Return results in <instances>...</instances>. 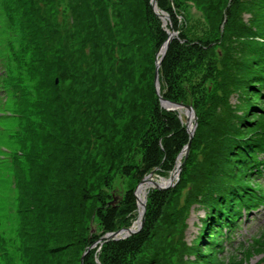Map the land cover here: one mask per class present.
Here are the masks:
<instances>
[{
    "label": "rangeland",
    "instance_id": "374dc122",
    "mask_svg": "<svg viewBox=\"0 0 264 264\" xmlns=\"http://www.w3.org/2000/svg\"><path fill=\"white\" fill-rule=\"evenodd\" d=\"M156 1L161 11V8H168L169 19L156 17L150 8L152 13L147 11L146 0L39 2L46 9L47 22L52 25L53 38L50 42L55 46L57 34L60 33L61 45L65 48L61 55L66 56L64 62L61 61L63 75L50 77L51 83L54 79L59 83L57 87L53 84L51 94L58 96L59 102L62 98L65 112L64 138L52 170L51 195L60 186H67L66 180L76 178L85 186L86 207L81 225L76 219L79 206L69 212V199L65 203V210L68 211L60 213L55 219L47 216L42 219L47 227L49 222L55 225L56 240L48 246L53 250L48 255L53 264H81L83 254L90 245L87 239L94 236L92 226L100 232L101 222L110 223L111 218H115L117 227L126 224L130 228L128 226L136 222L139 207L134 191L138 182L157 166V162L152 161L154 156L144 159V152H151L152 148V143L146 139L149 132L156 133L167 152L161 172L154 174L153 181L162 182L160 177L170 180L175 166L183 161L184 165L173 180V186L158 191L151 185L143 193L149 195L145 228L140 234L123 240H129L138 248H131L128 258H122L119 264H141L148 256L154 255L157 259L154 264H193V260H196V253L190 248L203 233L202 219L208 210L191 203L193 175L206 152L205 143L210 139L213 122L223 115L226 104L234 106L238 102L237 90L230 79L224 81L225 74L241 72V67L236 65L240 66L238 56L242 53L239 50L245 43L242 35L245 27L253 25L255 29L257 8L251 0ZM139 4H143L142 9ZM173 4L175 11L171 12L169 8ZM74 7L77 8L76 15ZM106 12L110 21L108 27L104 26ZM4 20V17L0 19V29L6 27ZM172 28L177 32L178 40L174 41L176 47L179 41L183 44L188 39L205 50L186 64L167 63L161 74L164 92L184 98L196 112L197 127L187 158L182 154L189 142L184 113H165V109L158 106L154 110L159 111V116L149 114L146 120L138 122L134 116L135 110L130 105L137 101L146 110L149 108L154 91L155 53L167 37V31ZM49 48L53 47L49 45ZM231 48L233 53L228 61L225 55L227 49ZM1 54H5L4 48ZM54 55L53 49L51 56ZM2 65L5 68L4 63ZM33 65V71L38 72L37 63ZM16 72V75L12 72L8 74L11 78L7 83L13 88L12 95L9 100L1 101L11 106L14 115L19 114L13 120H8L7 124L21 136L11 138L6 133L0 135V145L7 146L13 152L30 149L33 143L30 123L39 128L46 125L39 107H34L38 106L39 93L45 92L39 87L42 78L31 72L27 75ZM255 97L261 99L260 104L253 100V103L260 105L261 112L252 111L250 120L256 123L257 119L264 123V96ZM29 112L34 115H26ZM35 131L39 129L35 128ZM169 134L172 136L168 137ZM242 134L247 133L242 131ZM15 165V158L10 157L0 167V253L2 239L9 251L0 258V264H28V259L23 257L24 251L21 247L18 249L13 240L17 241L15 228L22 220L17 212L18 199L20 196L22 207V187L29 182L30 170L28 164L22 165L25 174L20 172V175L14 176ZM244 183L249 189L247 194L257 196L260 206L251 215L246 214L248 216L241 218L237 229L225 231L223 235L222 231L218 234L212 230V241L204 238L196 248L197 264H264V176L255 181L253 175H247ZM116 192L122 195V200L114 207L106 205L113 201ZM64 193L62 196L67 191ZM245 197L240 198L243 200ZM111 207L114 210L108 209ZM40 212H43L42 206ZM33 219H36V214H33ZM26 244L22 237L23 248ZM107 245L113 243L108 242ZM99 248H93L84 257L83 264L96 263L97 258L101 261L100 256H107L111 252L106 251V244Z\"/></svg>",
    "mask_w": 264,
    "mask_h": 264
},
{
    "label": "trees",
    "instance_id": "16d2710c",
    "mask_svg": "<svg viewBox=\"0 0 264 264\" xmlns=\"http://www.w3.org/2000/svg\"><path fill=\"white\" fill-rule=\"evenodd\" d=\"M171 1L173 3V0ZM251 1L257 8L256 14L258 19L255 22L256 26L255 29H253V25L244 28L242 38L245 37V43L239 50L242 54L238 56L239 59H241L239 63L240 66L236 65V63H232L237 67H241V72L238 71L239 74H225L224 80L225 82L229 79V81H232L233 87L237 90L236 95L238 102L234 106L230 105V103L226 104L223 115L217 118L216 122H213L212 131L209 133L210 139L205 143L207 145L206 152L199 165L195 167V173L193 175L194 189H192L191 192L193 193L190 195L191 203L202 206V208L208 210V214L202 219L203 233L199 235V238L194 241V245L190 248L193 253L197 254H195V256L193 255L196 259L193 260L195 261L193 264L198 263V252L196 248L199 246V242L202 243L204 238L210 241L212 230L220 234L222 230H219V228L224 225L233 229L232 225L236 224L235 217L237 215L239 216L243 209L249 210L254 207L253 204L255 201L253 198L255 196L252 197V195L247 194L249 189L243 185L245 184L244 178L250 174L257 175L264 170V161L259 158V156L261 157L264 154V123L257 119L256 123H253L249 117L252 111L257 112L260 110L261 112L260 105H258L261 99L255 96H264V0ZM39 2L45 3V0H0V17L4 16L6 18L5 29H0V45H3L8 53L12 54L13 58L17 60L20 69L23 71H26V66L22 62L23 58L29 57L33 63H37L38 72L33 73L42 78L39 87L45 92L39 93V103L38 106L35 107H39L38 110L43 116L46 125L44 128H39L34 127V124L30 123L32 126L29 129L30 139L33 142L31 143L30 149H26L24 151L25 155L23 156H20L17 152L13 155L17 164V166L15 165L14 176L20 175V172L25 174L22 165L28 164L30 170L28 177L29 182L22 187V207L20 196L18 199V215L22 220H20V225L17 228V241L14 240V243L18 249H20V247L22 248V251H24L23 257L28 259V264H53L48 258V255L53 252V250L48 249V246L50 247L51 242L54 239L56 240V233L54 231L55 225L49 222L47 227L46 221L42 219L45 216L55 219L56 216L61 215L60 213L68 211V209L65 210V203L69 199V212L75 211V207L79 206L76 212V214H78L76 219L81 225L84 220V209L86 207L84 202L85 186H83L81 182L76 181V178L73 179V181L66 180L67 186H60L57 192H55L53 196L51 195L52 170L54 169L55 160L58 158L59 152H61V140L64 138L62 128H65V112L64 106L62 105V98L61 102H59L58 96L51 94L53 84L57 87L59 83L57 84L55 79L51 83L50 77L53 75H63V66H61L63 63L61 61L64 62L66 56L61 55L65 48L61 45L60 33L57 34L58 37L55 46H53V42H50L53 38V34H51L52 25L47 22L46 9L43 5L41 7ZM145 3L143 4H145L147 11L152 9L155 15L151 0V7L149 5V0H146ZM143 4H139L141 9ZM161 9L168 14V8L166 9L165 7ZM73 10L76 15L77 8L74 7ZM169 10L171 12L175 11L174 4ZM83 17V14H81V19H83ZM104 17H106L104 26L108 27L110 25L108 12H106ZM54 33H56V31ZM167 38L168 32L163 43ZM176 40H178L177 37L173 40L160 69V83L162 80V70L164 71L167 63H174L175 65L186 64L196 58L198 53H202V50L205 51L200 44L195 43V41H189L188 39L183 41V44H181L180 41L179 43L177 42L178 45L176 47V42H174ZM230 41L233 43L232 40ZM49 45L53 48L50 49ZM53 49L55 50L54 57L51 56ZM229 51L230 54L228 53ZM157 52L155 53L153 62L154 91H152V102L149 108L146 110V108L137 101H135L133 105L130 104L135 110L134 116L138 122L146 120L149 114L152 117L159 116V111H155L154 109L158 106L163 108L154 86ZM226 53L225 58L229 61L233 53V48L230 50L227 49ZM61 56L62 59L60 60ZM13 58H11V61H15ZM33 66V64H30L27 65V68L30 70ZM243 72L244 75L242 74ZM161 91L163 96L168 100L187 103L184 98L180 96H172L169 95V93L166 94L162 87V83ZM253 100L258 102V104L253 103ZM253 104H255V106H253ZM27 106L31 105L27 104ZM163 111H165V113L175 112L166 109ZM30 113L31 112L26 113V115ZM165 115L167 116V114ZM171 118L174 117L172 116ZM251 125L255 127H251ZM35 128H38L39 131H35ZM242 131L247 134H242ZM137 132H140V130ZM20 136L21 134L17 137ZM146 136L148 142L152 143V148L151 152H144V159L148 160L150 156H154L152 161H154V163L157 162V166L150 171L149 174L151 172H155L156 174V172H161V167L167 158V152H165L162 147V140L158 139L155 132L146 133ZM170 136H172V134L168 135V137ZM18 151L21 152L22 150L19 149ZM77 162L79 164V160H77L76 163ZM247 183L248 182H246V184ZM17 186L20 188V184L17 183ZM64 191H67V193L65 196H62V194H65ZM47 194L48 198H46ZM71 194H73V196H70ZM161 194L164 195L167 193ZM245 195L246 197L242 200L240 197H244ZM68 196L71 197V199ZM74 201L75 204L73 205ZM243 203L245 204L242 205ZM107 204L108 202L106 205ZM41 206L43 212H40ZM61 208L63 210H61ZM108 209L114 210L112 207ZM33 214H36V219L32 221ZM72 216L74 217V215ZM111 219L110 223L107 224L101 222L102 229L100 232L96 231L94 236L87 239V243L90 244L89 247L104 234L127 227L126 224L117 227L114 221L115 218ZM93 227L94 226L91 228V232ZM22 237L24 241H27L24 248L22 246ZM110 242H112L113 245L108 246L107 243L105 244L106 251L111 250V252L107 256H100L101 261L100 258L99 261L101 264H119L122 262V258H128V253L131 248H138L134 246V244H130L129 240ZM148 257L150 259H146L141 264H154L157 260L155 255L153 257ZM91 264L98 263L96 261V263Z\"/></svg>",
    "mask_w": 264,
    "mask_h": 264
},
{
    "label": "water",
    "instance_id": "95a60500",
    "mask_svg": "<svg viewBox=\"0 0 264 264\" xmlns=\"http://www.w3.org/2000/svg\"><path fill=\"white\" fill-rule=\"evenodd\" d=\"M151 2H152V7H153V10H154V13L156 16H159L162 19H169L168 14L164 11H161L158 8V4H157L156 0H152ZM167 32H168V38L166 39V41L163 43V45L161 46V48L159 49V51L156 54V68H155L154 86H155V92H156L157 96L159 97L160 103L164 109H166L168 111H179V112L184 113L186 115V118H187L186 127H187V132L189 134V142L185 146V148L183 149L182 154L184 153L185 157L187 158L189 150H190V146H191L193 139H194L195 130L197 127V117H196V112L194 110V107L191 104L168 100L162 94L161 83H160V69H161L162 64H163V62H164V60L168 54L169 48H170L173 40L177 37V32H175L173 29L168 30ZM182 154L179 156L180 160L182 159V156H183ZM183 165H184V161L175 166V169L171 173L170 181L167 184H165V183L161 184L159 182L153 181L152 177L154 176L155 172H151L144 179H142L134 191V195L138 201V207H139V216H138V219L136 220V222L130 228H127V227L122 228L120 230H117L114 232H109V233H106L105 235L101 236L93 245L88 247V249L85 251V253L83 254V257H82V263L81 264H83L84 257L93 248L100 247L99 248V250H100L101 247L105 243H108L110 241H122V240H126L129 237H132L134 235H138L143 230L145 223H146L147 201H148V193L146 192V194H143L144 196L142 197V195H140L141 189L146 184H152V186H154L159 191L167 190L168 188H170L171 186L174 185L173 180L175 179V177L178 174H180ZM116 193H114V196H113L114 199H113V201H110L108 203L109 204L108 206L114 207V206H116L117 202H119V200L120 201L122 200V198H123L122 195H119L118 193L117 194ZM95 232H96V229H95V227H93L92 233H95ZM96 261L98 264H101V262L99 261L98 258L96 259Z\"/></svg>",
    "mask_w": 264,
    "mask_h": 264
},
{
    "label": "bare ground",
    "instance_id": "6f19581e",
    "mask_svg": "<svg viewBox=\"0 0 264 264\" xmlns=\"http://www.w3.org/2000/svg\"><path fill=\"white\" fill-rule=\"evenodd\" d=\"M160 179L162 180V182L158 181L159 183H167L170 180H165L163 177H160ZM152 184H146L142 189H141V193L140 195H142ZM152 187V186H151Z\"/></svg>",
    "mask_w": 264,
    "mask_h": 264
}]
</instances>
